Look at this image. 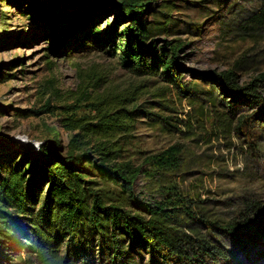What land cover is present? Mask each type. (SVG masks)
Listing matches in <instances>:
<instances>
[{
  "label": "rangeland",
  "instance_id": "1",
  "mask_svg": "<svg viewBox=\"0 0 264 264\" xmlns=\"http://www.w3.org/2000/svg\"><path fill=\"white\" fill-rule=\"evenodd\" d=\"M126 2L137 5L143 29L167 22L139 43L153 45L159 55L164 46L169 56L164 43L178 42L170 65L177 80L160 74L159 66L143 74L121 63L130 18L119 10ZM260 6L261 0H0V177L14 164L27 168L40 161L42 153L35 157L30 146L67 155L77 130L62 127L64 119L96 123V102L120 103L110 110L124 126L113 137L123 150L114 161L140 168L134 198L154 205L178 197L189 211L174 212L178 234L194 237L198 247L188 260L154 258L143 248L129 259L264 264V108L222 91L216 79L232 69L233 83L242 87L264 74V23L251 18ZM77 16L84 18L71 28ZM256 94L264 98V81ZM173 144L180 149L176 168L144 162L145 155ZM94 149L93 141L83 149L89 155L81 161L84 186L117 188L100 180ZM26 150L31 157H23ZM44 189L39 181L31 209ZM18 230L0 264H31L24 229Z\"/></svg>",
  "mask_w": 264,
  "mask_h": 264
},
{
  "label": "trees",
  "instance_id": "2",
  "mask_svg": "<svg viewBox=\"0 0 264 264\" xmlns=\"http://www.w3.org/2000/svg\"><path fill=\"white\" fill-rule=\"evenodd\" d=\"M136 7L126 2L119 10L121 17L130 18V25L125 28L128 37L120 56L121 63L143 74H153L159 66L160 74L171 81L177 80L170 65L180 44L174 41L164 43L170 44L169 56L164 46L160 47V55L151 44L142 47L139 42H143L145 34L160 27L141 28L138 24L140 11ZM83 18L77 16L71 28L80 24ZM251 18L259 24L264 23V0H261L259 12ZM165 24L167 22L160 30ZM91 31L98 35L94 28ZM56 43L50 49H55ZM147 52L149 60L145 56ZM233 76L232 69L217 75L221 90L259 102L264 108V98L256 94L258 84L264 81V74L252 78L242 87L233 83ZM119 104L96 102L95 107L101 110L100 120L96 123L84 122L82 118L64 119L67 122L62 123V127L77 130L67 143V155L49 153L43 145L30 146L35 157L42 153L39 154L40 161L36 159L33 165H27V162V168L14 164L0 177V260L11 239L20 232L18 226L24 229L25 242L22 245L31 264H137L135 259L129 258H133L140 248L162 260H169L170 256L185 260L192 257L198 248L194 244L196 239L186 233L178 234L174 213L178 209L189 213L183 203L178 197L171 196L154 205L136 201L132 182L140 168L127 161H114L123 150L118 139L113 137L124 126L121 121L119 124L114 122L110 110ZM90 141L94 142V151L100 156L94 163L100 180L105 185L116 183L117 188L106 187L97 192L84 186L81 161L89 156L83 149ZM72 151L80 153L73 154ZM24 152L23 157H31L28 150ZM179 153L180 149L173 144L145 155L143 160L153 168L166 170L178 166ZM37 180L44 181L45 189L39 206L33 210L28 205L36 198ZM128 204L135 209L127 208ZM21 219L25 224H20ZM226 225L232 229L236 223ZM188 251L191 254L188 255Z\"/></svg>",
  "mask_w": 264,
  "mask_h": 264
}]
</instances>
